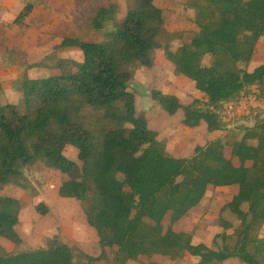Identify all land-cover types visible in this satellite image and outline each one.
Here are the masks:
<instances>
[{
  "label": "trees",
  "instance_id": "16d2710c",
  "mask_svg": "<svg viewBox=\"0 0 264 264\" xmlns=\"http://www.w3.org/2000/svg\"><path fill=\"white\" fill-rule=\"evenodd\" d=\"M98 1L88 2L89 15L82 13L81 19L102 39L64 37L55 46L77 48L82 60L57 59L60 74L14 80L24 111L0 102V188H25L23 169L36 163L65 175L58 195L83 203L85 220L101 248L82 264L186 255L198 258L196 264L228 259L264 264V233L259 234L264 224V108L232 122L224 116V104L238 102L253 87L264 97V63L248 70L264 37V0H186L196 31L175 50L162 47L164 18L155 0H125L127 10L119 20L116 3ZM32 7L26 4L15 21L28 16ZM161 48L175 71L203 96L183 104L175 95L152 90L151 99L168 115L181 111L185 127L203 122L208 132L239 130V138L209 140L184 157L165 151L145 115L136 112L128 90L134 67L152 66L154 51ZM207 55L212 60L203 66ZM68 146L77 150L79 164L65 156ZM233 185L237 191L220 214L228 210L239 224L233 227L220 215L219 225L232 232L216 235L213 248L194 244L189 233L172 227L201 203L209 187ZM20 208L17 199L0 195V238L15 245L21 243L15 229ZM36 210L47 211L41 204ZM113 248L108 261L107 249ZM0 264L77 263L72 249L58 243L0 254Z\"/></svg>",
  "mask_w": 264,
  "mask_h": 264
},
{
  "label": "rangeland",
  "instance_id": "374dc122",
  "mask_svg": "<svg viewBox=\"0 0 264 264\" xmlns=\"http://www.w3.org/2000/svg\"><path fill=\"white\" fill-rule=\"evenodd\" d=\"M185 1L155 0V5L162 10L164 18L165 33L161 37L162 47L168 46L170 50H175L181 44L189 42L196 31L192 21L193 12L185 7ZM88 2L91 0H0L1 103L16 104L21 112L24 111L22 94L12 88L14 80L23 75L28 78H39L60 74L62 70L56 67L57 59H71L78 62L82 60V53L77 48H55L64 37L77 36L85 41L102 39L100 32L91 29L89 23L81 19L82 13L87 16L86 12H89ZM98 3H116L119 6L118 20L123 18L127 10L125 0H99ZM26 4L33 6L32 11L16 22V17ZM211 60L210 55L205 56L202 65H209ZM40 62L42 64L36 66ZM128 90L134 95L136 112L145 115L148 128L157 133V140L164 145L165 151L171 156H189L195 146L203 145L209 140L220 138L232 142L240 136V131L232 130L231 127V132L224 130L208 132L203 122L195 128L185 127L181 123V111L168 115L151 99L152 90L175 95L183 104H188L195 98L201 99L203 96L194 88L191 81L175 71L174 66L166 60L163 48L154 51L152 66L134 67ZM261 99L264 100V97ZM241 116L236 115L226 120L232 122ZM233 125L237 126L234 123ZM64 154L79 164L75 148L66 147ZM225 155L229 156L228 147L225 148ZM23 176L25 188L14 184L0 188V195L17 199L21 206L19 221L15 228L21 243L15 245L0 238V254L30 251L59 243L66 244L72 249L77 264L86 262L88 257L98 256L101 253L98 237L85 220L83 203L58 195V187L67 177L41 163L23 169ZM118 178L121 179L122 176L118 175ZM236 191L235 185L209 187L201 203L172 227L177 231L184 230L189 233L194 244L203 243L213 248L212 242L216 235L232 232V229L223 230L219 225L220 215L233 227L239 224L235 215L228 210L220 214L221 207ZM39 204L46 208L45 213L36 210ZM168 223L166 217L164 225L167 226ZM263 233L264 224L259 231L260 235ZM217 242L220 240L217 239ZM114 253V248L107 249L108 261L112 260ZM197 262L198 258L186 255L177 260L154 256L150 260L140 259L127 264H196ZM95 264L106 263L97 261ZM217 264L244 263L238 259H228Z\"/></svg>",
  "mask_w": 264,
  "mask_h": 264
},
{
  "label": "built area",
  "instance_id": "2783aa9c",
  "mask_svg": "<svg viewBox=\"0 0 264 264\" xmlns=\"http://www.w3.org/2000/svg\"><path fill=\"white\" fill-rule=\"evenodd\" d=\"M264 107V100L259 97L258 90L253 87L249 94H241L240 100L236 103L224 104L225 118H233L236 115H245L251 109Z\"/></svg>",
  "mask_w": 264,
  "mask_h": 264
},
{
  "label": "crops",
  "instance_id": "0c3cea01",
  "mask_svg": "<svg viewBox=\"0 0 264 264\" xmlns=\"http://www.w3.org/2000/svg\"><path fill=\"white\" fill-rule=\"evenodd\" d=\"M263 63H264V37H261L255 46L254 54L251 59V62L249 63L248 70H252L257 65H260Z\"/></svg>",
  "mask_w": 264,
  "mask_h": 264
}]
</instances>
